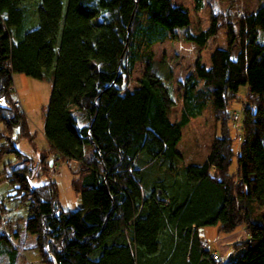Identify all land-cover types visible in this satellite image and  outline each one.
I'll return each instance as SVG.
<instances>
[{"label": "trees", "instance_id": "1", "mask_svg": "<svg viewBox=\"0 0 264 264\" xmlns=\"http://www.w3.org/2000/svg\"><path fill=\"white\" fill-rule=\"evenodd\" d=\"M188 23L187 8L171 0H0V155L15 157L1 175L27 213L21 233L0 198V264H17L22 248L45 264H264V0L238 17L236 31L213 13L204 28ZM179 27L199 48L223 28L226 45L177 80L181 105L171 120L174 100L149 68L150 47L177 38ZM136 62L143 67L128 88ZM13 72L50 81L41 132L54 158L78 162L70 179L77 208L59 205L53 180L29 184L49 165L44 150L33 161L14 146L19 137L33 143L11 96ZM240 87L234 143L229 106ZM207 101L216 133L200 162L179 167L180 128ZM202 225L241 226L238 254L211 257L198 245Z\"/></svg>", "mask_w": 264, "mask_h": 264}, {"label": "rangeland", "instance_id": "2", "mask_svg": "<svg viewBox=\"0 0 264 264\" xmlns=\"http://www.w3.org/2000/svg\"><path fill=\"white\" fill-rule=\"evenodd\" d=\"M260 1L263 0H202L201 7L194 9L192 0H171V2L180 3L187 8L189 23L186 28L191 31L206 27L209 15L212 13L215 14L216 20L220 23L230 21L236 31L238 17L252 11ZM27 6L30 9H34L35 1L27 2ZM30 15H33V10L30 11ZM175 31L178 34L177 38L173 40L165 39L151 45L152 55L149 59L150 70L158 76L174 100V104L168 110V115L171 120L177 117L181 105L180 96L182 90L179 88L177 80L182 81L185 76L193 72L192 64L195 59L198 58L202 62L208 63V55L213 48L224 47L226 45L223 28H219L215 35L209 37L205 45L201 48L194 42L182 38L183 27H179ZM258 38L264 41V32H258ZM237 50L238 42L234 40L230 45L231 56ZM4 51L6 50L0 48V56ZM142 67V63L136 62L128 79V88L134 85L135 79L139 76ZM10 80L13 103L18 105L24 112L28 131L32 135L31 140L33 143L32 145L26 139L19 137L14 141V146L18 151L30 157L33 161H36L39 157V151L44 150L46 152L45 162L49 165L46 174L29 178V184L34 185L47 179L53 180L57 188L59 205L67 209L77 208L80 205L79 195L70 185L73 170L76 168L75 162L74 160L66 162L60 158H54L53 152L51 150H49L50 152L47 151V144L41 132L43 120L42 108L47 104L49 98V79H39L20 72H13ZM198 86H200L199 83ZM243 92V87H240L235 100L229 106L228 125L233 142L236 140L237 135L235 130L236 119L232 124L230 123V116L231 113L237 111L239 99L243 96ZM1 127L2 123L0 122V129ZM15 130L14 127L12 135ZM216 130L217 125L213 118L211 104L210 101H207L200 114L190 117L180 128V137L175 143V149L180 154V158L177 160L179 167L188 163L200 162L205 156L208 145ZM2 142V139H0V144ZM83 154L85 158L90 156V148L88 145L84 146ZM14 161L15 157L10 152L0 155V198L5 208V214L15 222L20 232L24 233L22 224L23 218L27 214L26 203L12 196L13 190L11 186L1 175L2 166L7 162ZM53 162L54 164L50 165ZM259 210L264 211V206ZM207 227L208 229L213 228L212 225H206ZM214 227L208 248L214 249L211 253L215 254V257L220 258L221 261L233 259L239 252L234 248L233 244L243 240L245 236L242 227L237 226L228 232L215 230L216 225ZM26 236V242L33 240V235L26 233ZM200 244L203 245V243ZM21 253L22 256L18 258L17 264H24L25 262H29V264H45L40 260V256L35 249L22 248Z\"/></svg>", "mask_w": 264, "mask_h": 264}, {"label": "crops", "instance_id": "3", "mask_svg": "<svg viewBox=\"0 0 264 264\" xmlns=\"http://www.w3.org/2000/svg\"><path fill=\"white\" fill-rule=\"evenodd\" d=\"M41 129H42V127H41ZM49 150L50 149H49V146L47 144V151H49ZM74 162H75V165L77 167L78 166V162L77 161H74ZM73 174H72V176H73ZM212 227L215 228L214 225H212ZM213 228L212 229H208V227L206 228V225L198 226V227L195 228V233H196V236L198 238V245L201 248L206 249L209 252H213L214 251V249L208 248V244L211 242L210 239H211V237L213 235ZM215 230H217V225H216V229ZM200 243H203V245H201Z\"/></svg>", "mask_w": 264, "mask_h": 264}, {"label": "built area", "instance_id": "4", "mask_svg": "<svg viewBox=\"0 0 264 264\" xmlns=\"http://www.w3.org/2000/svg\"><path fill=\"white\" fill-rule=\"evenodd\" d=\"M238 118H239V112L238 111H234L233 113H231L230 123L233 124V121L236 119V126H235V130H236V133H237L236 138H235L236 140H238V130H239ZM51 165H53V164H51ZM5 220H8V219L6 218ZM1 230L3 231L2 228H1ZM215 256H216L215 254H213V253L211 254V257H213L214 259L216 258ZM25 264H29V262H25Z\"/></svg>", "mask_w": 264, "mask_h": 264}]
</instances>
